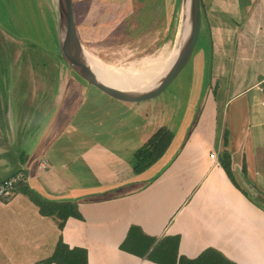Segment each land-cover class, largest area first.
Segmentation results:
<instances>
[{
  "label": "crops",
  "instance_id": "crops-1",
  "mask_svg": "<svg viewBox=\"0 0 264 264\" xmlns=\"http://www.w3.org/2000/svg\"><path fill=\"white\" fill-rule=\"evenodd\" d=\"M83 1L90 32L103 26L98 15L104 13L120 19L132 16L125 25L132 26L136 20L134 0ZM204 9L217 55L216 85L226 74L246 83L233 97L225 95L229 131L216 128L218 105L224 97L219 96V86L209 94L208 88L204 95L196 89L184 121L177 128L159 126L174 133L167 153L139 175L134 162L119 159L108 147L118 124L95 116L97 107L88 112V96L80 93L79 101L66 107L72 78L62 60H47L46 68L40 69L41 58L35 72L26 59L20 65L23 75L0 88V183L17 174L24 176L10 200L0 199V256L13 259V264H41L62 237L71 248L87 250L89 264H156L147 258L151 250L143 258L134 254L138 252L135 238L129 250H122L136 227L157 243L179 238L180 257L196 259L214 249L235 264H264V0H204ZM87 39L91 45L90 35ZM200 48L194 66L201 61L206 65ZM228 77L226 83H231ZM88 100L96 103L97 98ZM229 121L234 122L231 128ZM226 152L231 156L232 176L221 165ZM170 171L185 176L174 197L163 190L161 209L176 201L182 214L198 198L186 212V220L174 226L169 221L160 223L154 208L152 213L146 209V204H152L149 195L162 191ZM247 182L259 196L249 195ZM36 198L72 203L79 217H70L60 230L56 219L40 212ZM133 237L141 238L138 233Z\"/></svg>",
  "mask_w": 264,
  "mask_h": 264
},
{
  "label": "rangeland",
  "instance_id": "rangeland-1",
  "mask_svg": "<svg viewBox=\"0 0 264 264\" xmlns=\"http://www.w3.org/2000/svg\"><path fill=\"white\" fill-rule=\"evenodd\" d=\"M134 5L136 20L132 26L125 25L127 22L129 24L132 22V16L128 15L120 19L119 16L104 13L98 15L103 24L100 29L98 26H94L90 32L86 28L87 35H90L92 41L90 45L91 54L108 67L120 69L108 72L119 81L130 78L134 80V77L137 78V76L142 79L152 71L167 68L179 48L183 0H134ZM110 21L111 24H109ZM206 24L204 21L200 39V49L205 56L206 65L204 66L201 61L198 66H194L192 59L173 85L156 101L144 105L143 108L120 106L87 85L71 70L72 81L68 87L66 107H71L77 103L81 94L88 96L86 101L88 112L90 107L92 109L97 107L95 116L100 115L103 121L118 124L119 130H114L116 132H114L112 141L108 143V147L116 153L119 159L127 163L135 161V154L150 140L152 134L161 128L160 125L169 127L175 125L174 127L177 128V123L184 121L191 102L190 96L196 89H200V93L204 95L208 88L209 94L219 86L221 89L219 96L224 97L218 105L216 128L219 132L222 128L228 132V125H225V95L227 98L233 97L239 90L245 88L246 83L240 77L226 74L220 80L219 85H216L217 55L207 32ZM59 29L56 0H0V88L10 85L13 77L23 75L20 65L25 64L26 59L33 66L34 71H38L37 62L41 58H43V63L39 62L40 69L46 68L47 60H53V63L59 61L61 56H59ZM55 42L58 43V46ZM25 51L28 52L25 53ZM32 51L33 53H31ZM227 69L231 70V68ZM233 69L235 70V67ZM198 70L201 72L200 79L198 78L200 74ZM35 72L32 73L36 75ZM228 76L231 78V83H226L229 79ZM236 77L238 78L237 81ZM4 80L7 81L6 84ZM89 97H96V103H91L88 100ZM227 107L229 116H231L232 103L228 104ZM244 113L242 121L243 126L246 127L247 124L244 121L247 118V113ZM233 124L234 122L230 123L229 121L230 128ZM70 141L73 143L75 139L70 137ZM169 173L171 176H167L162 181L164 183V186L160 188L162 191L147 194V196L150 194L152 204H146V209L152 213L150 210L154 208L155 211H158L160 223L169 221L170 225L174 226L186 220V212L193 207L198 198L190 197L189 202L193 199V203H190L182 214L176 199L169 209H161L158 202L160 196L165 193L163 190H170L169 194L174 197L175 192L181 190V180L185 176L172 171ZM159 187L160 185H157L155 189ZM244 187L251 197L259 196L258 192H254L249 187L248 182ZM258 203L263 204L261 201ZM12 238L7 240L8 246ZM0 264H13V259L0 256Z\"/></svg>",
  "mask_w": 264,
  "mask_h": 264
},
{
  "label": "water",
  "instance_id": "water-1",
  "mask_svg": "<svg viewBox=\"0 0 264 264\" xmlns=\"http://www.w3.org/2000/svg\"><path fill=\"white\" fill-rule=\"evenodd\" d=\"M59 17V49L65 64L87 85L108 99L133 107H145L173 85L188 64L194 61L200 47L205 16L204 0H183L181 35L174 63L156 86L144 89H123L109 83L94 68L87 39L83 0H56ZM172 60V61H173ZM171 61V63H172ZM171 64L167 68L170 67Z\"/></svg>",
  "mask_w": 264,
  "mask_h": 264
},
{
  "label": "trees",
  "instance_id": "trees-1",
  "mask_svg": "<svg viewBox=\"0 0 264 264\" xmlns=\"http://www.w3.org/2000/svg\"><path fill=\"white\" fill-rule=\"evenodd\" d=\"M56 45L58 46V43ZM60 60H62L61 56ZM173 140L174 133L171 130L168 128L158 130L135 154V174L144 173L163 158L172 145ZM221 165L232 176L231 156L228 152L223 154ZM35 203L44 216L52 217L58 221L60 230H63L70 217H79L78 209L72 203H47L37 198ZM130 232L128 239L122 245V250H129V242L131 238H135L137 239L138 252L134 254L143 258L151 250L147 258L156 264H235L214 249L206 250L196 259L180 257L178 253L179 238H167L163 242L157 243L153 238L144 235L139 228L133 227ZM137 233L140 234L141 238L133 237ZM140 249L142 250L141 252H139ZM41 264H89L88 251L82 248H71L60 237L52 256L42 261Z\"/></svg>",
  "mask_w": 264,
  "mask_h": 264
},
{
  "label": "bare ground",
  "instance_id": "bare-ground-1",
  "mask_svg": "<svg viewBox=\"0 0 264 264\" xmlns=\"http://www.w3.org/2000/svg\"><path fill=\"white\" fill-rule=\"evenodd\" d=\"M174 60L172 61L169 68H164L160 71H152L149 74L145 75V77H143L142 79H140V77L137 76V78L134 77V80L130 78L125 81L116 80L108 73L110 71L117 70V69L108 67L102 62H99L96 58L95 60H93V63H94L95 70L100 75H102L106 80H108L109 83L112 85L121 87L123 89H141V88L147 89V88H152L156 86L160 81H162V79H164V77L168 74V71L171 68L172 64L174 63Z\"/></svg>",
  "mask_w": 264,
  "mask_h": 264
},
{
  "label": "built area",
  "instance_id": "built-area-1",
  "mask_svg": "<svg viewBox=\"0 0 264 264\" xmlns=\"http://www.w3.org/2000/svg\"><path fill=\"white\" fill-rule=\"evenodd\" d=\"M214 157V155H213ZM23 174H17L11 178H8L0 183V199L8 201L12 198L16 187L23 182Z\"/></svg>",
  "mask_w": 264,
  "mask_h": 264
}]
</instances>
